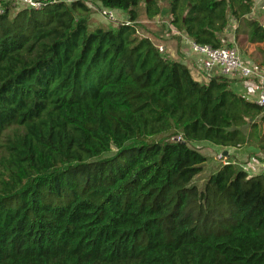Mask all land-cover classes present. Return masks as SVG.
<instances>
[{
  "label": "trees",
  "instance_id": "trees-1",
  "mask_svg": "<svg viewBox=\"0 0 264 264\" xmlns=\"http://www.w3.org/2000/svg\"><path fill=\"white\" fill-rule=\"evenodd\" d=\"M94 1L127 20L91 28L84 0L0 13V264H264V173L229 162L198 186L208 158L192 147L264 154V107L142 35L138 8L154 20L157 0ZM253 7L171 0L168 18L264 71Z\"/></svg>",
  "mask_w": 264,
  "mask_h": 264
},
{
  "label": "crops",
  "instance_id": "crops-1",
  "mask_svg": "<svg viewBox=\"0 0 264 264\" xmlns=\"http://www.w3.org/2000/svg\"><path fill=\"white\" fill-rule=\"evenodd\" d=\"M263 6L264 0H254V7L251 13V17L259 20L262 24H264V10L262 9ZM120 16H122V14ZM160 17L162 18L158 20V18ZM143 19L145 21L144 25L141 27H143L142 29L148 33L147 37L151 38L157 46H164L168 55L178 61L185 63L189 67L193 77L197 81L202 83L208 82L214 75H217L219 73V70L217 69L210 72H205L202 66L203 56L193 51V41L184 33L176 30L170 24L168 16H165L163 15V13H161L154 20L150 21L146 20L145 18ZM236 26L237 23L235 22V20L231 19L228 29L222 35L226 43L235 41L234 39ZM250 46L252 47L249 52L251 57H248L247 60L255 64L254 60L256 58L259 57L261 59V55L257 50L260 45ZM229 78L231 79V89L235 93L245 97L251 102L256 101L259 96V88L261 83V80L258 77L245 79L240 77ZM245 132H248V128L245 129ZM205 143L208 142H200L197 144L204 145L200 147L202 148L205 147ZM214 147L216 148L217 152H220V155L218 156V158L220 159V164L218 167L217 165L214 166V170L211 174L215 173L222 164H227L229 162H233L243 166L250 173V175H257L262 173L260 170V165L261 162L264 161V154L260 152L256 146L246 145L238 148H222L214 145ZM200 151L208 158V155H206L202 150ZM225 152H227V155H225Z\"/></svg>",
  "mask_w": 264,
  "mask_h": 264
},
{
  "label": "built area",
  "instance_id": "built-area-1",
  "mask_svg": "<svg viewBox=\"0 0 264 264\" xmlns=\"http://www.w3.org/2000/svg\"><path fill=\"white\" fill-rule=\"evenodd\" d=\"M62 0H11L16 8H34L40 9L46 3H57ZM264 10V6L262 7ZM112 13V12H111ZM159 50L165 52L162 45H158ZM192 49L194 52L203 56L202 66L205 72L219 70L220 74L232 77L251 78L258 77L261 81L259 96L255 103L264 107V71L251 66L242 58L237 47L211 48L209 46H200L193 42ZM260 170L264 173V161L261 162Z\"/></svg>",
  "mask_w": 264,
  "mask_h": 264
},
{
  "label": "rangeland",
  "instance_id": "rangeland-1",
  "mask_svg": "<svg viewBox=\"0 0 264 264\" xmlns=\"http://www.w3.org/2000/svg\"><path fill=\"white\" fill-rule=\"evenodd\" d=\"M73 0H66L67 3H71ZM85 3L90 7L91 9V15L89 17V23L91 28H95L98 26H110L113 25L117 22H124L127 20V16L120 12V11H108L101 7V5L94 1V0H84ZM170 1L171 0H157L159 6L161 7V11L163 15L168 16V11H169V6H170ZM6 2H9V0H0V13L3 11L4 5ZM144 1L140 4L138 11H139V22L140 25H144V19L145 18V9H144ZM13 7V6H12ZM14 8V7H13ZM18 10V8H14L13 12ZM112 12V13H111ZM122 14V16H120ZM163 17V16H162ZM162 17L158 18L160 20ZM159 22V21H158ZM161 23V22H160ZM143 27L140 28V32L144 35H148L145 30L142 29ZM244 46V49H247L248 52H250V49L252 48L250 45L242 44ZM237 46L240 48V45L237 44ZM240 50H243L240 48ZM247 52V53H248ZM256 63L260 62V58L255 59ZM201 146H204L202 144H193L192 147H195L199 150H202L206 155H208V160L204 165L203 172L196 177L194 183L197 184L198 186H202L205 182V180L210 176L212 171L214 170V166L217 165L219 166L220 159L218 156L220 155V152H217L216 148L214 145H210L208 143H205V147L200 148ZM216 146V145H215ZM1 151V149H0Z\"/></svg>",
  "mask_w": 264,
  "mask_h": 264
},
{
  "label": "water",
  "instance_id": "water-1",
  "mask_svg": "<svg viewBox=\"0 0 264 264\" xmlns=\"http://www.w3.org/2000/svg\"><path fill=\"white\" fill-rule=\"evenodd\" d=\"M225 155H227V152H225Z\"/></svg>",
  "mask_w": 264,
  "mask_h": 264
}]
</instances>
